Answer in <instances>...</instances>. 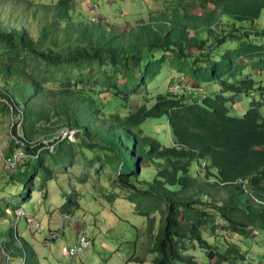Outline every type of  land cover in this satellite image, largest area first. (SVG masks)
I'll return each instance as SVG.
<instances>
[{
  "label": "trees",
  "instance_id": "16d2710c",
  "mask_svg": "<svg viewBox=\"0 0 264 264\" xmlns=\"http://www.w3.org/2000/svg\"><path fill=\"white\" fill-rule=\"evenodd\" d=\"M80 1L33 3L34 11L23 1L24 12L41 8L51 18L37 37L27 21L13 26L0 16V112L21 123L20 132L12 125L6 154L16 164L11 183L23 187L19 198L32 202L39 180L48 192L60 167L83 162L91 169L82 185L106 176L113 189L106 201L125 200L148 219L152 246L128 262L201 264L188 254L198 249L209 264L247 261L241 244L250 248L264 235V0H172L128 33L108 31L96 2H86L88 23ZM168 67L170 82L144 93ZM13 83L23 85L24 99ZM246 95L254 97L250 108L233 115ZM134 96L145 102L125 113ZM162 117L172 147L143 128ZM66 128L76 141L63 137ZM85 197L72 192L60 211L76 217ZM23 206L0 207V221H9L0 225V264H41L16 225Z\"/></svg>",
  "mask_w": 264,
  "mask_h": 264
},
{
  "label": "rangeland",
  "instance_id": "374dc122",
  "mask_svg": "<svg viewBox=\"0 0 264 264\" xmlns=\"http://www.w3.org/2000/svg\"><path fill=\"white\" fill-rule=\"evenodd\" d=\"M23 1L25 0L4 1L2 3V9H0V16L13 26H20L23 24L22 22L27 21L33 35L37 37L43 29V26L51 21V18L41 8H38V12L35 14L32 12H24ZM29 1L32 2V11H34L37 7L33 3L41 2L51 4L56 0ZM171 1L81 0L78 3V10L86 12L88 17L86 21L90 23L89 16L91 14L88 12L90 8L86 2L99 3L102 7V12L100 11L102 17L100 19L106 21L108 31L114 27V29L128 33L133 27L156 17L160 12L165 10V5L171 3ZM260 26L264 27V18H262ZM171 78L170 68L163 69L162 73L149 83L144 93L150 92L155 94L161 86L167 85ZM214 84L219 86L216 82ZM4 85L5 77L0 76V87ZM211 86L212 88H216L213 84ZM22 87V84L19 86L16 83H13L10 87L11 92L18 97V100L24 99L23 97L27 95V91L25 94L21 93ZM253 100L254 97L244 96L243 102L238 101L237 105L240 106L239 108L242 106L245 107L240 109V111L233 109V115L242 117L247 109L250 108ZM152 101L148 102V104H151ZM143 102L145 100L142 97L134 96L130 105L131 108L127 109L125 113L130 111L135 112ZM47 103L52 105L53 101H48ZM0 107H2V103H0ZM118 111L119 108H116L114 112ZM18 121L19 119L14 120L13 116L0 112V207L5 208L9 203L24 205L23 210L29 217L22 216L19 219V211L16 225L18 226L19 224L21 234L32 243L38 254H40L38 256L40 262H42L41 264H47L45 261L48 258L50 259L48 264H52L57 261V257L60 262H64L66 257H63L61 248L65 244L71 246L77 243L79 244L82 237L86 234L91 239V247L83 252L78 264H140L126 262V258L131 255L144 256L147 248L152 246V239L149 238L147 232L148 219L139 215L135 210V205L132 204V206L125 200H119L113 206L111 205L112 203L106 201L105 196H109L113 192L112 182L106 176L102 177V180L98 184H95L96 177H93L90 179V184L82 185L79 178L85 171L91 169L89 165L85 166L83 162H77L73 166L60 167L58 169V178L50 182L48 192L41 191L40 186L42 184L39 180L37 182V191L32 197V202L26 204L25 200L19 198V195L23 192V187L13 185L10 181L13 174L17 173L16 169H14L16 164L6 159V154L11 147L13 139L12 125ZM56 122V120H53L51 125L45 127L53 128ZM20 127L21 123L18 122L19 132ZM143 128L145 131L149 130L153 134V137L158 139L163 146L172 147L174 145V138L168 117L149 119L143 125ZM21 136L24 137V131H21ZM88 156L91 160H94L95 153L88 150ZM24 160L22 163H24ZM76 190L86 196L83 199V205L87 209L86 211L79 212L76 217L65 216L58 208L65 205L67 197ZM92 195L99 199V203H96ZM8 214L12 215L13 212L10 210ZM157 217L159 218V216ZM31 218L35 222H31ZM8 222L0 221V225L7 226ZM37 223L40 224V228L37 226ZM225 235L231 237L233 242H237L238 244L242 243L234 235L228 233H225ZM54 236H58V238H54ZM56 242L57 244H54ZM255 242L250 248L241 244L242 250L250 256V259L239 262L238 264H263L264 235H261ZM111 248L118 249L121 254L120 256L115 255L109 260L106 256L109 255L108 252ZM188 254L195 256L201 264H209L206 254L200 249L195 251L191 250ZM101 257L107 260H103ZM152 258L153 256H148V263H151ZM0 259H2V253H0ZM21 263L22 261L19 260L15 264Z\"/></svg>",
  "mask_w": 264,
  "mask_h": 264
},
{
  "label": "built area",
  "instance_id": "2783aa9c",
  "mask_svg": "<svg viewBox=\"0 0 264 264\" xmlns=\"http://www.w3.org/2000/svg\"><path fill=\"white\" fill-rule=\"evenodd\" d=\"M96 9H99V6H96ZM100 16V13H99ZM174 89V88H173ZM76 131L75 130H70L69 128L64 129L63 131V137L64 138H69L72 141H76ZM18 158V156L16 157ZM19 212V211H18ZM17 212V215H18ZM19 219L22 218V216H28L24 210H20L19 212ZM29 217V216H28ZM31 222H35L34 219L31 218ZM37 226L40 228V224L37 223ZM58 236H54V238H57ZM48 239V238H47ZM91 247V239L88 234L82 237V240L79 244L77 245H64L61 248V253L64 257L67 258V263L66 264H78V261L83 254L88 248Z\"/></svg>",
  "mask_w": 264,
  "mask_h": 264
},
{
  "label": "crops",
  "instance_id": "0c3cea01",
  "mask_svg": "<svg viewBox=\"0 0 264 264\" xmlns=\"http://www.w3.org/2000/svg\"><path fill=\"white\" fill-rule=\"evenodd\" d=\"M64 206V205H63ZM62 206V207H63ZM59 209V208H58ZM51 232H53V231H51ZM58 241V240H57ZM54 244H57V242L56 243H54ZM53 244V245H54ZM78 244V243H77ZM77 244H74V245H77ZM52 245V246H53ZM66 245V244H65ZM109 255H107L106 257H107V259H109V260H111L112 259V257L113 256H115V255H118V256H120V252L118 251V249H116V248H111L110 250H109ZM61 254V253H60ZM38 255H40V254H38ZM64 257V256H63ZM130 257V256H129ZM129 257H127L126 258V262H128V258ZM65 258V257H64ZM101 259H103L102 257H101ZM107 259H103V260H107ZM50 261V259L48 258L45 262L48 264V262ZM67 259L65 258V261L64 262H60L59 260H58V257H57V261L56 262H54V263H52V264H66L67 263ZM104 262H106V261H104ZM42 263V262H41Z\"/></svg>",
  "mask_w": 264,
  "mask_h": 264
},
{
  "label": "water",
  "instance_id": "95a60500",
  "mask_svg": "<svg viewBox=\"0 0 264 264\" xmlns=\"http://www.w3.org/2000/svg\"><path fill=\"white\" fill-rule=\"evenodd\" d=\"M18 227V226H17ZM17 236L19 237V233L17 232Z\"/></svg>",
  "mask_w": 264,
  "mask_h": 264
}]
</instances>
